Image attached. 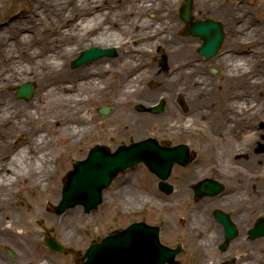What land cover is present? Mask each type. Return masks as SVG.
<instances>
[{"label":"bare ground","instance_id":"bare-ground-1","mask_svg":"<svg viewBox=\"0 0 264 264\" xmlns=\"http://www.w3.org/2000/svg\"><path fill=\"white\" fill-rule=\"evenodd\" d=\"M180 2L29 0L25 6L17 8L8 21H0L1 233L6 234L13 226L7 225L4 217L10 199H7V192L13 183H25L34 189V204L43 205L49 211L45 198L51 184L48 179L50 166L57 162V155L48 147L49 134H40L35 128L48 123V133L57 132L69 143L76 144L90 132L87 119L96 122V116L90 110L94 100H112L114 106L108 119L112 121L114 117L118 121L121 117L127 119L124 121L127 123L130 118L134 121L131 128L138 130L139 124H146L138 115L140 113L128 115V104L150 107L151 103L164 97L167 102L162 105L164 111L160 115L152 114L148 122H159L173 140L177 136L192 135L205 139V145L196 156L203 164L208 163L209 170L223 176L224 172H219L220 158L233 165L250 164L251 161L253 168L263 163L264 153L254 149L258 135L263 134L256 123L264 120V64L253 63L257 49L243 54L230 53L229 57H214V64L224 65V83H228L217 95L221 82L208 75L201 62L196 61V40L175 35L182 25L175 9ZM192 13L196 18L229 15L200 4L194 5ZM130 37L140 41L136 52L127 46ZM89 47H113L118 53L110 59L92 60L74 71L68 69L70 60ZM154 47H157L156 52ZM158 57L167 63L160 68L148 63L150 58L156 60ZM245 63L250 64L251 73L241 72ZM29 81L37 82L30 101L16 100L7 91L11 84L16 86ZM153 96L158 97L153 100ZM120 113L126 116L122 117ZM168 117L170 121H167ZM164 121L167 125H163ZM30 124H34L35 130L29 129ZM53 124L59 127L53 128ZM19 132L27 134V142L12 141L13 135ZM241 153L247 154V158H236ZM245 166H239L238 170L247 169ZM260 167L256 175L245 176L248 181L264 180L263 166ZM198 171L199 168L194 166L189 170L193 175L188 178H199L202 173ZM125 180L122 184H127ZM20 194L21 189H17L16 197ZM53 197L60 198L59 195ZM27 202L19 200L24 206ZM79 211L71 209L63 216L66 221L61 240L69 237L71 246L77 242L74 221L80 216ZM24 216L32 221L24 222L23 217L18 219V227L22 228L18 231L19 236L35 240L38 229L55 230L53 220L57 217L51 213L34 208ZM88 220L90 222L91 218Z\"/></svg>","mask_w":264,"mask_h":264},{"label":"rangeland","instance_id":"rangeland-1","mask_svg":"<svg viewBox=\"0 0 264 264\" xmlns=\"http://www.w3.org/2000/svg\"><path fill=\"white\" fill-rule=\"evenodd\" d=\"M29 0H0V21H8L10 19V16L16 13L17 8H22V6L26 5ZM180 4V3H179ZM179 4L176 5V13L178 20L182 23L178 31L175 33V35L179 38L181 37H188L187 28L188 24L184 23L180 19L179 15ZM160 13V12H158ZM164 16V15H163ZM162 16V17H163ZM149 17H151V14H149ZM161 17V16H158ZM154 35L153 33H151ZM190 36V35H189ZM197 41L199 38H192ZM127 46L133 51L136 52V49L140 47V41L138 38H127ZM195 41V43H196ZM201 44V43H200ZM104 50H107L109 53H107L104 56H101L98 59L106 58L110 59L115 56H117V53L113 50H117L113 47H106L101 48ZM128 49V50H130ZM153 50L156 52L157 47H154ZM127 51V50H125ZM80 56V53L76 58ZM194 56L196 58V61H200L203 65V69L205 72H207L208 75H210L213 79H215L217 82H221V90L216 91V94L220 95L221 92L224 90L225 86L228 85V83H224V75H223V68L224 65H216L213 62L216 58H213V60L206 61L203 57L199 56L198 52L196 51V48L194 49ZM76 58H73L68 63V69L75 70L82 65L87 64L88 62L92 61L89 60L87 62H84L80 65H73V62ZM97 58L93 59L96 60ZM204 60L205 62L201 61ZM148 63L152 64L153 66L157 65V67L160 68V66L167 63L164 58L158 57L156 60L155 58H150L148 60ZM248 66V67H247ZM214 68L216 70L215 73H212L209 69ZM252 69L250 67L249 63H245L243 68H241V72L245 73H251ZM249 77V76H248ZM32 82V81H31ZM34 84V92L37 89V82L33 81ZM262 84V83H259ZM237 85V83H234V87ZM251 90V88H249ZM245 91V89L243 88ZM8 92L11 93V96L19 101H30V99L26 100L23 97H17L16 91H17V85L11 84L8 86L7 89ZM146 91V90H145ZM147 92V91H146ZM157 94V93H156ZM215 94V95H216ZM154 97V96H153ZM158 97V96H157ZM156 97V98H157ZM155 97L153 100L156 99ZM160 101H163L164 105L167 103L166 99L164 97H160L157 99L155 103H151L152 105H141L140 103H129L127 108V113L130 115L131 112L133 113H140L138 115L142 116L141 118L144 120V125L139 124V129L136 130L135 128H131L133 126L134 121L128 118L127 123H124L127 119H118V121L113 117V120L110 121L108 119V116L111 111L112 105L114 106V103L112 100H94L93 104L90 106L91 114L96 116L95 120L96 122L92 121L90 122L88 119L90 132L88 135L84 136L79 142H76V144L69 143L70 141L66 140L58 134L57 132L48 133V123L46 125H39L35 129L40 132V134H49V145L48 147L51 149V151L56 154L57 156V162H54L51 164V169L49 171L50 177L48 179L51 180V184L48 187L49 191L47 192L46 200L49 203V211L45 210V207L43 205H35V198H36V191L34 189H31L28 187L25 183H13L10 185L9 190L7 192V199H9L6 209H4V217L6 218L7 225H13L6 234H3L0 232V252L4 250L5 247H11L12 245L13 250L16 252V263L17 264H63L67 262V264H74L76 259H78L79 255H81L85 249L89 246L90 243L94 241L100 240L105 235L115 231L124 228L128 225L130 221H136L138 219L139 213L134 212L132 208L130 209L129 205L130 203H134L135 201H139L142 204L145 205H151V204H164L163 202H160L157 196H161L162 198H170L172 199L174 194H171V191L169 193H165L162 191H159L156 185L157 177L150 173L148 169L144 166L143 163H137L129 170H124L123 172H120L116 178L112 181L110 186L106 188L103 192V199L101 204L97 206V208L89 213H85L83 211V208L81 206H74L69 208L71 209H80V216L75 219L74 223L77 228V242L75 246L70 245V238L67 237L64 241L61 240L62 232L65 228L64 222L66 221V217L63 218L64 215H66V211L58 214L55 212L54 207L59 202L60 198L56 200L53 196L59 195L61 196V189L65 183V177L69 170L72 169V165L75 160H82L85 158L88 150L94 146L95 144H103L108 146L111 150H114L117 146L122 144H129L131 142L154 137L156 138L161 144L166 145H176V144H187L190 151H193L196 157V164H190V166H187L186 168L180 165H176L173 168L171 178L178 177L177 174L183 172L187 173L189 170L194 168V166H197L199 168V171L197 173H205L206 175H209L213 178H220L221 176L219 173H215L212 170H209L207 168L208 163L203 164L201 160L199 161V157L196 156V153H200V147L204 146L205 139H203L201 136L198 135H192L190 137L187 136H177V138L171 139L169 135L165 134L164 128L159 125V122H148V117H150L152 114L160 115L164 110L161 109L159 112L153 113L150 111L154 106L158 105ZM127 104V103H126ZM102 105H107L110 107L109 112L107 115H101L102 113L99 112V108ZM259 109L261 108L260 105ZM142 108V109H141ZM216 109V108H214ZM144 113V115H142ZM262 113L264 115V106ZM86 116L88 115L87 112L85 113ZM122 117L126 116L124 113H120ZM120 120V121H119ZM158 120V119H156ZM155 120V121H156ZM170 117L167 118V121H170ZM163 125H167L164 122H162ZM142 124V122H141ZM149 124V125H148ZM53 128H58V124H53ZM30 130L34 129V124L29 125ZM33 127V128H32ZM130 127V128H129ZM165 130L168 131V127L165 126ZM169 134V132H167ZM15 140L17 143H25L27 142V134L26 133H15L13 135L12 141ZM259 142V143H258ZM264 145V141L258 140L257 143L254 145V149L257 147L259 148L258 144ZM257 147L255 148V146ZM236 158L246 159L247 154H239L236 156ZM238 160V159H237ZM194 161V160H193ZM263 163L259 166L256 165L255 168L252 167V162L250 161V164H227V161L222 158L219 159V172H224V177H233V176H240L243 175L242 178H237L238 181L234 184L233 188L237 189H244V186L247 185L251 188H260L258 189L259 193L264 189V181L263 179L260 181H248V178L245 176H254L256 175V172L258 168L262 167V170L264 171V159L262 160ZM248 163V162H247ZM239 166H242L247 169H244L242 171L238 170ZM246 170V171H245ZM125 178H129L125 180ZM222 178V177H221ZM222 178V179H223ZM127 181V184H122L123 181ZM259 182H261L259 184ZM17 189H21L22 194L19 195V197H16V191ZM177 193V192H176ZM175 193V194H176ZM176 196V195H175ZM19 200H28V202L25 204V206L21 203H19ZM26 208L28 212H26L24 209ZM37 208L41 211L45 212L46 214L51 213L52 215L56 216L57 218H54L53 222L55 225V230H44L41 228L39 231L38 229V235L36 236L35 240H32L26 236H19L18 231L22 230V228L18 227V219L23 217L24 222H31L32 220L30 218H25L24 215L31 212L32 209ZM3 209L0 211V214H2ZM141 213V212H140ZM90 215V217H88ZM11 218V219H10ZM90 222H88L90 219ZM149 220H153V218H149ZM9 222V223H8ZM10 232V233H9ZM46 237H53L55 238L59 244L65 248V252L61 253L58 251H54L49 249L45 243L44 239ZM2 260V259H0ZM2 264H5V261H2Z\"/></svg>","mask_w":264,"mask_h":264},{"label":"flooded vegetation","instance_id":"flooded-vegetation-1","mask_svg":"<svg viewBox=\"0 0 264 264\" xmlns=\"http://www.w3.org/2000/svg\"><path fill=\"white\" fill-rule=\"evenodd\" d=\"M188 2L189 28H193L199 21H216L222 26L223 39L219 56L249 53L256 48L253 63L264 64V0ZM195 4L204 5L210 10H222L229 15L224 18L219 15L216 17V14L196 18L192 13ZM199 42L197 39L196 51ZM256 125L263 131V134L258 135V140L261 138L264 141V120L258 121ZM258 145L255 152L264 153V145ZM193 160L196 158L193 157L183 167L190 166ZM171 175L168 182L172 186L171 194H174L172 199L157 196L155 199L160 198L159 201L164 204L145 205L135 201L129 205L140 216L128 225L139 222L158 229L161 245L158 256L162 259L161 264H264V189L259 193L257 188L247 185L244 189L233 188L237 178L243 175L223 178V174L222 179L202 173L194 180L188 178L193 175L191 172H181L176 178H171ZM209 178L220 181L223 188L215 195L202 196L197 192L196 185ZM156 185L159 191L164 192L158 178ZM8 247L0 252V264L2 261L5 264H17L16 255L11 256ZM80 263L81 255L74 264Z\"/></svg>","mask_w":264,"mask_h":264},{"label":"water","instance_id":"water-1","mask_svg":"<svg viewBox=\"0 0 264 264\" xmlns=\"http://www.w3.org/2000/svg\"><path fill=\"white\" fill-rule=\"evenodd\" d=\"M185 13H188V9ZM192 32L204 38L200 53L206 57L216 53L221 42L220 30L210 36L208 27L198 25ZM107 53H109L107 50L101 48H87L74 61V65H80ZM33 90L32 83H25L18 87L17 95L28 99ZM107 110L103 107L101 112L106 113ZM185 150L184 146L169 149L160 147L152 138L128 146L121 145L114 152H110L106 146L97 144L89 150L84 160L76 161L73 169L68 172L61 201L55 208L56 212L61 213L75 205L83 206L85 212L94 210L102 201L103 189L109 186L117 173L141 161L152 172L166 178L176 160L183 162L181 158L186 156ZM45 243L51 249L63 251L53 238L46 239ZM159 248L156 229L150 230L148 227L132 224L122 231L105 236L98 243L91 244L81 264H161Z\"/></svg>","mask_w":264,"mask_h":264}]
</instances>
